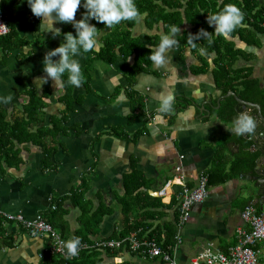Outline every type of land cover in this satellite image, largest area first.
<instances>
[{
    "label": "crops",
    "instance_id": "0c3cea01",
    "mask_svg": "<svg viewBox=\"0 0 264 264\" xmlns=\"http://www.w3.org/2000/svg\"><path fill=\"white\" fill-rule=\"evenodd\" d=\"M11 1L12 44H24L0 48V105L10 122L26 116L30 95L41 99L43 108L39 122L30 127L35 141H13L8 152H0V211L26 220L42 215L68 241L85 225L89 242L118 239L136 226L138 239L168 248L179 233L182 243L170 251L175 264H192L208 242L227 252L236 242V229L244 225L241 212L247 206L264 209V161L256 163L262 154L251 140L253 130L242 135L234 131L240 117L251 118L253 124L257 118L255 107L239 104L237 98L258 105L264 116L257 102L264 92V0H253L251 14H262L250 21L242 11L244 0H212L209 15L229 3L244 15L227 37L217 36L207 22V37L218 39L219 53L201 54V42L192 48L179 41L184 32H193L184 22L164 66L152 62L131 76L134 56H119L107 64L92 51L77 57L81 70L87 68L79 87L67 83L65 74L63 85L49 79L39 88L36 78L46 76L44 55L58 47L63 36L42 33L43 21L32 14L26 0ZM70 25L55 24L61 31ZM109 31L106 25L101 29L100 47ZM131 32L133 37L160 40L170 35L162 23L148 29L145 15L137 18ZM168 93L173 96L171 107L161 111V97ZM7 97L11 100L4 103ZM48 130L62 132L50 140ZM203 174L211 180L208 196L192 207L190 219L178 231L176 193L181 186L172 183L163 195L159 192L177 177L193 189ZM131 179L139 187L128 195ZM71 194L81 195L82 207ZM61 198L66 199L56 210L54 201ZM4 228L0 240L7 238L11 245L0 248V264H40L46 240L29 237L15 225ZM100 257V264H171L126 249L101 252Z\"/></svg>",
    "mask_w": 264,
    "mask_h": 264
},
{
    "label": "trees",
    "instance_id": "16d2710c",
    "mask_svg": "<svg viewBox=\"0 0 264 264\" xmlns=\"http://www.w3.org/2000/svg\"><path fill=\"white\" fill-rule=\"evenodd\" d=\"M135 3L139 9L140 15H145V24L148 29H152L155 25L162 23L164 25L165 32H169L171 27L173 26H178L180 28L184 24V22H187L188 24L194 27L192 33H197L201 30L209 32L207 24V14L209 13V11H211L210 9H213L215 6L212 0H135ZM12 4L13 1L11 0H3L0 3V8L4 12V18L9 23H11L10 13L12 9ZM222 7L223 6H221L218 11H220ZM253 10V0H250L249 2H246L244 0V6L242 7V11L245 13L248 19L247 21H250V18H257L260 14H262V12L251 14ZM85 11L86 10L82 6L78 8L76 13V16H79L78 19L82 17V14ZM136 22L137 19L133 21H124L121 22V24L110 28V31L101 40L102 44L99 48V51L94 52V55L97 59L102 60L107 64H113L119 56L123 58L134 56V64L129 70L131 76L144 72L147 67L151 65L152 61L149 57L154 51V49L157 48L160 42V38L158 36L140 35L138 37H133L131 30L136 25ZM91 23L98 28V32L100 33L104 24L96 22L95 20H91ZM64 32H73V34H75V30L72 25L62 31V33ZM192 33L184 32L182 36L178 38V40L189 44L192 48H194V43L201 42L205 55L212 51H216L219 53L220 47L217 43L218 39L209 40L207 35L203 38L195 40L194 42H190L192 40ZM12 34L13 31H11L9 35L0 38V48L8 50L16 46L19 47L24 44V42H19L17 43V45L12 44ZM200 70L202 71L203 69ZM81 73H87V68L82 69ZM221 78L222 80L226 79V77L223 75H221ZM250 85L255 88V85ZM245 86L248 87V84H246ZM29 97V101L24 107V112L26 116L22 119H18L15 121L10 122L7 120L6 111H4L0 105V152H8L7 149L12 145L13 141H16L17 143L35 141V133L31 131L30 127L32 124L39 122L40 118L38 117V115L40 113V110L43 108V102L35 95H30ZM257 102L261 105L262 110L264 112V92L263 94H259ZM64 118L65 117L63 116L61 120L64 121ZM52 124L53 129L57 130V123L54 122ZM54 130H48L45 133V136L52 140L53 136L58 135L62 132L59 131L56 133V131ZM39 135H41V132ZM208 183H211L210 178ZM138 187L139 182L131 179L130 182L126 184V194L131 195L134 190ZM70 197L75 204L82 207V203H79L81 200L80 194H71ZM63 199L61 198V200L54 201L56 210L59 209ZM125 200V198L122 199L124 204H126L125 207L127 208L128 206ZM48 222L54 227V229H56V226L52 222V220H48ZM87 227L88 226L85 225V227L80 230L72 240L79 239L80 241L89 242V240H87L86 238L87 236L85 232L90 231ZM136 228V226H130L122 235L118 237V239L111 238L110 240H123L130 234L135 233L137 231ZM0 229V234H4V226H2ZM60 235L66 241V243L69 242L65 239L63 234ZM3 244L5 246L11 245L7 238L0 240V248L3 246ZM162 248L167 249V246H163ZM123 249L128 250L127 247ZM100 256L101 251L85 250L82 251L77 257H74L72 259H64L58 256H51L47 251H45L42 254L40 264H100Z\"/></svg>",
    "mask_w": 264,
    "mask_h": 264
},
{
    "label": "clouds",
    "instance_id": "9594fccd",
    "mask_svg": "<svg viewBox=\"0 0 264 264\" xmlns=\"http://www.w3.org/2000/svg\"><path fill=\"white\" fill-rule=\"evenodd\" d=\"M32 14L40 18L39 28L42 33H50L52 37L63 36V42L58 47L50 49L44 55L42 61L44 77L36 78L38 88L51 79L55 85H63L62 79L67 74V83L79 87L81 85V65L77 57L83 53L99 51L100 41L98 28L90 23V20L112 28L124 21H133L140 15L135 0H26ZM86 11L80 19H76L79 7ZM244 15L235 4H226L224 7L211 15L208 14L207 22L214 28L217 36L227 37L234 29L241 25ZM58 22L71 23L75 30L62 33L55 24ZM178 26L170 29V35H163L157 48L150 55V59L156 66H164L168 62V51L178 44L175 37L179 34ZM207 31L201 30L192 36L190 42L207 36ZM28 51L27 49L25 50ZM203 54V50H201ZM58 57V59H53ZM11 97L3 102L7 103ZM173 96L171 93L161 97V111H167L171 107ZM253 121L247 116H242L235 121L234 131L237 134H244L253 130ZM80 240L74 239L66 244V258L78 254Z\"/></svg>",
    "mask_w": 264,
    "mask_h": 264
},
{
    "label": "built area",
    "instance_id": "2783aa9c",
    "mask_svg": "<svg viewBox=\"0 0 264 264\" xmlns=\"http://www.w3.org/2000/svg\"><path fill=\"white\" fill-rule=\"evenodd\" d=\"M261 28L264 33V21L261 23ZM10 32L9 22L4 18V12L0 8V38L9 35ZM208 182V175L203 174L199 177L195 188L189 189L184 185L182 178L177 177L175 180L168 182L159 192V194L163 195L165 189L172 183L181 186V189L176 193L178 215L176 227L178 231L190 219L192 207L207 198ZM262 205L264 207V197L262 198ZM241 219L244 225L236 229V242L227 252L222 251L213 242H208L201 253L192 260V264H264V209L257 211L253 206H247L241 212ZM8 224L20 227L29 237L46 240L47 249L45 251L51 256H58L64 259L77 257L85 250L113 252L127 247L130 252L143 257H160L165 262L175 264L170 251L176 250L182 243L178 233L175 236L174 246L163 249L154 240H140L133 233L123 240L80 241L78 254L74 257L66 258V241L42 215H37L33 220H26L22 215L0 211V228Z\"/></svg>",
    "mask_w": 264,
    "mask_h": 264
},
{
    "label": "water",
    "instance_id": "95a60500",
    "mask_svg": "<svg viewBox=\"0 0 264 264\" xmlns=\"http://www.w3.org/2000/svg\"><path fill=\"white\" fill-rule=\"evenodd\" d=\"M234 95V94H232ZM237 102L240 104H244V105H251V107H255L256 109V119L254 121V127H253V137L251 138V140L254 142V144L256 145V149L261 151V156L259 158V160H257V165H260V163L262 161H264V116L262 115L261 111H260V107L258 105L255 104H248V103H244L243 101H241L240 99L237 98ZM262 196L264 197V191L261 192Z\"/></svg>",
    "mask_w": 264,
    "mask_h": 264
},
{
    "label": "flooded vegetation",
    "instance_id": "af4514ba",
    "mask_svg": "<svg viewBox=\"0 0 264 264\" xmlns=\"http://www.w3.org/2000/svg\"><path fill=\"white\" fill-rule=\"evenodd\" d=\"M263 151H264V149H263Z\"/></svg>",
    "mask_w": 264,
    "mask_h": 264
}]
</instances>
